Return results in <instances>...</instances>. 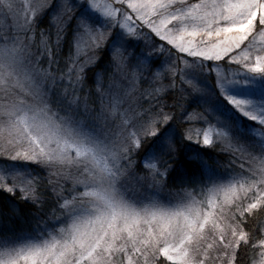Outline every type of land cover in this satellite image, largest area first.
<instances>
[{"label":"snow or ice","instance_id":"obj_1","mask_svg":"<svg viewBox=\"0 0 264 264\" xmlns=\"http://www.w3.org/2000/svg\"><path fill=\"white\" fill-rule=\"evenodd\" d=\"M0 18V264H264V0Z\"/></svg>","mask_w":264,"mask_h":264},{"label":"rangeland","instance_id":"obj_2","mask_svg":"<svg viewBox=\"0 0 264 264\" xmlns=\"http://www.w3.org/2000/svg\"><path fill=\"white\" fill-rule=\"evenodd\" d=\"M0 23H4V21L2 20V18H0ZM103 87L104 88H107L109 86V80H108V77L106 78L105 82L103 81ZM146 87V86H145ZM254 123V122H252Z\"/></svg>","mask_w":264,"mask_h":264},{"label":"trees","instance_id":"obj_3","mask_svg":"<svg viewBox=\"0 0 264 264\" xmlns=\"http://www.w3.org/2000/svg\"><path fill=\"white\" fill-rule=\"evenodd\" d=\"M90 75H91V74H90ZM106 78H107V76H103V77H102V79H103L104 82H105ZM103 85H104V84H103Z\"/></svg>","mask_w":264,"mask_h":264}]
</instances>
